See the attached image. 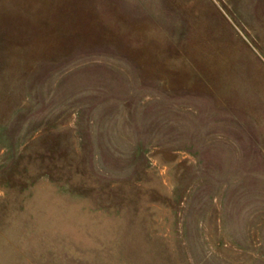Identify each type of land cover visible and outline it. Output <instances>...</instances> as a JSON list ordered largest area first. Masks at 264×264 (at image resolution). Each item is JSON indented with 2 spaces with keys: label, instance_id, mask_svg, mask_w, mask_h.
<instances>
[{
  "label": "rangeland",
  "instance_id": "1",
  "mask_svg": "<svg viewBox=\"0 0 264 264\" xmlns=\"http://www.w3.org/2000/svg\"><path fill=\"white\" fill-rule=\"evenodd\" d=\"M0 264H264V0H0Z\"/></svg>",
  "mask_w": 264,
  "mask_h": 264
}]
</instances>
